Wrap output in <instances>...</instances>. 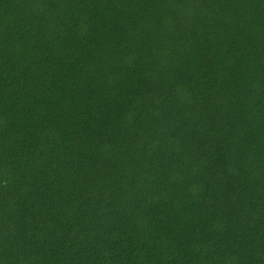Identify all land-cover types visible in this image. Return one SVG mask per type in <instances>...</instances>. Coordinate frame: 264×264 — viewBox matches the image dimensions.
<instances>
[{
	"label": "trees",
	"instance_id": "obj_1",
	"mask_svg": "<svg viewBox=\"0 0 264 264\" xmlns=\"http://www.w3.org/2000/svg\"><path fill=\"white\" fill-rule=\"evenodd\" d=\"M0 264H264V0H0Z\"/></svg>",
	"mask_w": 264,
	"mask_h": 264
}]
</instances>
